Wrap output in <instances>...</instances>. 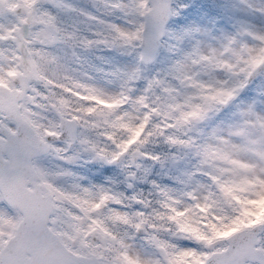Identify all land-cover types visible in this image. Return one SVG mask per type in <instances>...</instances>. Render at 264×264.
Wrapping results in <instances>:
<instances>
[{
  "label": "snow or ice",
  "instance_id": "6c2138e0",
  "mask_svg": "<svg viewBox=\"0 0 264 264\" xmlns=\"http://www.w3.org/2000/svg\"><path fill=\"white\" fill-rule=\"evenodd\" d=\"M0 264H264V0H0Z\"/></svg>",
  "mask_w": 264,
  "mask_h": 264
}]
</instances>
